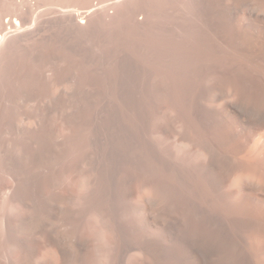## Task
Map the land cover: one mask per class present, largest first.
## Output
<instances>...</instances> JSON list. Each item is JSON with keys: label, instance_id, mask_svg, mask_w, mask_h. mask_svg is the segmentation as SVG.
Wrapping results in <instances>:
<instances>
[{"label": "bare ground", "instance_id": "6f19581e", "mask_svg": "<svg viewBox=\"0 0 264 264\" xmlns=\"http://www.w3.org/2000/svg\"><path fill=\"white\" fill-rule=\"evenodd\" d=\"M0 264H264V0H0Z\"/></svg>", "mask_w": 264, "mask_h": 264}]
</instances>
